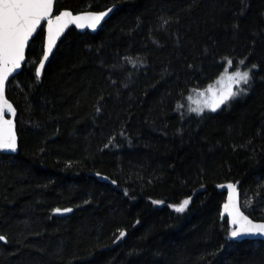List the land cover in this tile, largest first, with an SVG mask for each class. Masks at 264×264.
I'll return each instance as SVG.
<instances>
[{
	"label": "trees",
	"instance_id": "1",
	"mask_svg": "<svg viewBox=\"0 0 264 264\" xmlns=\"http://www.w3.org/2000/svg\"><path fill=\"white\" fill-rule=\"evenodd\" d=\"M113 5L97 32L72 27L36 77L39 32L9 83L19 152L0 153V264H264V241L231 237L218 187L238 183L243 210L264 220V0L56 11ZM228 59L258 65L247 95L182 110Z\"/></svg>",
	"mask_w": 264,
	"mask_h": 264
},
{
	"label": "snow or ice",
	"instance_id": "2",
	"mask_svg": "<svg viewBox=\"0 0 264 264\" xmlns=\"http://www.w3.org/2000/svg\"><path fill=\"white\" fill-rule=\"evenodd\" d=\"M55 0H0V151L16 152L17 151V134H16V108L5 97V82L18 69H21L25 62L26 49L29 47L30 40L39 29L41 33L45 31L42 22H46V48L43 51V59L39 62V67L35 69V76L39 77L45 68V61L49 60V55L53 52L57 40L65 31L69 24H75L79 28L89 27L96 29L101 21L112 11L107 9L104 12L73 16L70 11H59L54 15ZM87 22V23H85ZM246 59V58H245ZM245 59L238 61L239 65L245 64ZM233 61L227 60L231 66ZM258 65L252 64L247 70L229 73L226 76L228 81L224 89H213L208 86L207 92L212 93V99L206 101L203 106L193 107L191 112L202 115L205 108L211 112H216L222 105H227L241 94L247 95L252 84L253 70ZM224 77L221 83L224 82ZM115 83V81H113ZM246 85L245 88L233 90L235 85ZM192 99L191 96L188 97ZM100 109L98 108L97 111ZM10 113L12 119H6L5 113ZM115 183V181H113ZM221 187H224L221 185ZM228 194L227 202L223 204V214L230 218L228 221L232 225L231 237L243 239L246 236L261 235L264 236V222H254L249 218L238 204V191L235 183L227 185ZM153 203H160L153 201ZM190 204V199H184L178 205L171 207L178 214L184 213ZM56 213L71 212V208L54 210ZM125 233L121 231L119 237H124ZM0 241L6 242V237L0 235Z\"/></svg>",
	"mask_w": 264,
	"mask_h": 264
},
{
	"label": "water",
	"instance_id": "3",
	"mask_svg": "<svg viewBox=\"0 0 264 264\" xmlns=\"http://www.w3.org/2000/svg\"><path fill=\"white\" fill-rule=\"evenodd\" d=\"M56 1H57V0H55V5H54V15L59 13V11H58V12L56 11ZM116 7H117L116 5H113V6H110L109 8L103 9V10H91V9H87V10H82V11H77V12H75V11H73V10H71V9H63V10H60V11H64V10L70 11V12L72 13L73 16H76V15L86 14V13H88V12L100 13V12H104V11H106L107 9H112V11H111V12H110V13H109V14L103 19V21H101L100 25H98V27H97L96 29H91V28H89V27L79 28V27H77L75 24H69L68 27L65 29V31L61 34V37L57 40V42H56V46H54V48H53V52L49 55V60H48V61H45V67H46V65L48 64V62L51 60V58H52V56L54 55V53L56 52V50L58 49V47H59V45H60L62 39H63L64 36L66 35V33H67L72 27H76L78 30H80V31H82V32H86V31L97 32V31H98L102 26H104V24H105V23L111 18L112 14H113L114 11L116 10ZM85 23H87V22H85ZM42 26H43V28L45 29V31H44V47H43V48L45 49V48H46V44H47V40H46V22H42ZM39 32H40V30L38 29V30H37V33L34 34L33 39L36 37V35H37ZM33 39L30 40V42H29V46L31 45ZM28 49H29V47L26 49V58H25V62H24V63L22 64V66H21V69H18L15 73H13L12 76L9 77L8 81L5 82V97L8 99V101H9L10 103L13 104V106H14L15 108H16V106L14 105L13 101H12V100L8 97V95H7V90H8V86H9L10 81H11L14 77H16L18 74H20L21 71L23 70V67H24L25 63L27 62V53H28ZM42 59H43V55H42L41 60H42ZM38 67H39V65H38ZM44 69H45V68H44ZM44 69L42 70L41 75H40L39 77L42 76ZM16 112H17V114H16V117H15L14 119H15V125H16V129H15V130H16V134H17V145H18V146H17V151L14 152V153H12V152H2V151H0V153L10 154V155H16V154H18V152H19V135H18V131H17V115H18L17 108H16ZM5 118H6V119H12L11 114L6 112V113H5ZM230 183H233V182H230ZM228 184H229V183H224V184H220V185L218 186L220 190L226 192V195L228 194V191H229V190L227 189V185H228ZM235 184L237 185V191H238V193H239V195H238V204H239V206L241 207V210L244 211L243 208H242V205H241V191H240V188H239V184H238V183H235ZM221 185H223L224 187H221ZM225 202H227V197H226V201H225ZM225 202H224V203H225ZM69 208H71V207H69ZM60 209L63 210V209H66V208H60ZM71 209H72L71 212H61V213H56V212H55V215H56V216H59V217H61V216H67V215H69V214H71V213L73 212V208H71ZM244 212H245V211H244ZM222 213H223V207H222ZM245 214L248 215L246 212H245ZM222 218H227L228 221L230 220V218L227 217L226 214H223V215H222ZM249 218H250V219H253L254 222H264V220H257V219H254V218H252L250 215H249ZM229 224H230V223H229ZM230 226L232 227L231 224H230ZM232 238H233V237H232ZM233 239L236 240V241H239V242L244 241V240H262V241H264V236H261V235H254V236H246V237H244L243 239H240V238H233Z\"/></svg>",
	"mask_w": 264,
	"mask_h": 264
},
{
	"label": "rangeland",
	"instance_id": "4",
	"mask_svg": "<svg viewBox=\"0 0 264 264\" xmlns=\"http://www.w3.org/2000/svg\"><path fill=\"white\" fill-rule=\"evenodd\" d=\"M250 66L251 65H248L246 63L244 65H239L238 61L237 62L233 61L231 66H229L226 63L223 71L218 75V77L212 83L208 84L207 86H205L203 88L195 89L192 93H190L186 97L184 102L181 103V109L184 110L185 112H188V113H195V112H191L190 109L193 107L203 106V104L206 101H210L212 99V93L207 92V88L209 85H211L213 89H224L228 84V81L226 80V76L229 73H232V72L236 71L237 69L244 71V70H247V68H249ZM222 77L225 78L223 83L220 82ZM245 87H247V86L243 85V84L235 85V86H233V90L236 91L238 88H245ZM189 96L192 97L191 100L188 99ZM205 112H210V110L205 108L203 113H205Z\"/></svg>",
	"mask_w": 264,
	"mask_h": 264
},
{
	"label": "bare ground",
	"instance_id": "5",
	"mask_svg": "<svg viewBox=\"0 0 264 264\" xmlns=\"http://www.w3.org/2000/svg\"><path fill=\"white\" fill-rule=\"evenodd\" d=\"M242 204V203H241Z\"/></svg>",
	"mask_w": 264,
	"mask_h": 264
}]
</instances>
